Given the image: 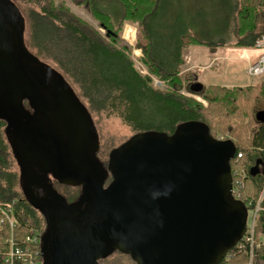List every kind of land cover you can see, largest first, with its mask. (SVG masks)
Masks as SVG:
<instances>
[{"label":"trees","instance_id":"16d2710c","mask_svg":"<svg viewBox=\"0 0 264 264\" xmlns=\"http://www.w3.org/2000/svg\"><path fill=\"white\" fill-rule=\"evenodd\" d=\"M146 1L148 0H129L132 5L127 6L134 10ZM164 1L151 0V10L141 16L139 25L140 19L126 14V6L121 0H89L96 19L106 29V36L114 37L117 45L125 22L132 20L134 25L136 23L133 21H138L149 40L148 45L141 46L146 64L152 74L168 81L173 91L154 88L152 80L139 73L126 46L119 49L115 44L108 43L94 27L67 7H53V0L48 1L49 6L41 8L43 12L30 11L28 18L31 39L39 50L47 51L51 48V51L58 54V57L54 54L50 56L61 64L57 63L95 111H109L137 132L173 135L186 122H200L213 137L217 138L221 133L225 139L232 140L236 146L235 157L231 161L234 183L243 180L245 185L242 199L248 197L253 200L252 205H247V208L256 209L260 201V209L254 229L253 250L251 251V243L242 239L240 243L244 241L243 244L230 250L228 257L220 264H237L239 259L241 264H264V242L260 240V235L264 234V173H253L255 167L264 169V121L256 116L259 102L264 103V82L259 87L252 84H202L199 92H193V86L199 82L196 77L189 89L192 94L205 97L209 103L207 110L195 98L179 93L180 88L182 89L180 68L185 62L184 48L203 45L215 51L233 41L236 46L256 47L258 39L264 35V0H218L220 7L227 9L232 17V39L209 40L201 38L196 32H185L174 43L170 54L157 51L150 27L151 19L162 8ZM115 25H118L117 32L110 34ZM62 39H65L64 45ZM226 103L229 106L225 107L232 109L231 112L220 109L219 105ZM236 108L240 113L247 110L249 116H246V120L244 114L236 112ZM251 120L253 123H250ZM243 128H248V138ZM11 160L9 141L0 124V206L14 207L17 215L16 234L19 239L26 230L37 227L29 215V209L25 210L16 203L17 179ZM9 236L7 227L0 230V245L3 237ZM115 253L125 256L120 252Z\"/></svg>","mask_w":264,"mask_h":264},{"label":"water","instance_id":"95a60500","mask_svg":"<svg viewBox=\"0 0 264 264\" xmlns=\"http://www.w3.org/2000/svg\"><path fill=\"white\" fill-rule=\"evenodd\" d=\"M23 29L16 6L4 7L0 0V40L18 37L27 55ZM56 85L62 93L69 92L97 133L70 85L62 77ZM192 89L199 92L202 83ZM256 116L264 121V110ZM180 129L173 135L150 131L132 137L114 182L98 192L108 214L109 240H79L67 252L54 242L51 264H100L113 252L130 256L136 264H220L226 258L248 228V208L233 195L236 146L232 140L213 137L203 124Z\"/></svg>","mask_w":264,"mask_h":264},{"label":"flooded vegetation","instance_id":"af4514ba","mask_svg":"<svg viewBox=\"0 0 264 264\" xmlns=\"http://www.w3.org/2000/svg\"><path fill=\"white\" fill-rule=\"evenodd\" d=\"M10 1L13 4L8 0L1 3L4 7L15 5L20 12L27 55L18 37L0 40V124L16 164V203L29 209L36 224L39 264H51L54 242H60L67 252L79 240H109L108 214L98 192L110 188L119 173L124 149L138 132L114 147L107 157L102 153L92 109L67 74L50 62L55 60L51 56L44 59L32 49L39 48L31 39L26 16L15 0ZM61 77L86 106L97 133L69 92L62 93L56 85ZM263 171L259 167L254 174Z\"/></svg>","mask_w":264,"mask_h":264},{"label":"rangeland","instance_id":"374dc122","mask_svg":"<svg viewBox=\"0 0 264 264\" xmlns=\"http://www.w3.org/2000/svg\"><path fill=\"white\" fill-rule=\"evenodd\" d=\"M15 1L26 16L28 31L30 34V23L28 18V16L30 15V11L36 10L40 12L43 6H49V0ZM121 1L126 6V14L130 16H136L140 19L139 25H141V16L151 10V0L146 1L145 4L134 10L132 9V7L129 8L127 6L132 5V2H129V0ZM53 2V7L57 8L62 5L67 7L76 16L94 27L108 43L115 44L114 37L106 36V29L102 25H100L99 21L96 19L89 0H53ZM217 2L218 0H165L162 8L151 19L150 24L153 39L157 44V51L163 54H170L172 52L174 43H177L179 40V36L185 32H196L198 36L204 39H227L230 41L232 39V17L229 15L228 10L222 9L220 7V3ZM41 12L43 11L41 10ZM129 21L130 22L126 21L125 26L123 27V29H121V40L118 42V45L115 44L116 47L119 49H123L125 46L127 47V53L134 62L135 67L141 75L149 77L150 80H152L154 88L166 92L173 91L174 89L168 81L161 80L155 74L151 73L150 68L146 64V58L143 49L141 48V46L148 45L149 40L146 34H144L143 27L138 25V21H133L134 23H136L134 25L132 23V20ZM127 25L133 26L135 30L134 37L131 40L122 38L124 29H126L125 27ZM115 26L116 27L110 30V34L111 32H117L118 25ZM62 44H65V39H62ZM197 47L199 48L192 47L191 49H184L183 51L186 54V58L184 59L185 62L180 68L182 89L180 88L179 93L186 97L195 98L196 100L204 104L205 109L209 106V103L207 100H205V97L192 94L191 90L189 89L190 84L196 81V77H198L199 81L203 83L208 84V82H210L226 86L252 84L259 87L263 84L264 76L250 77L247 74V67L249 65V62L247 60L252 59L255 61L257 57L262 53V50L260 48L236 46L234 41L231 44L218 47L216 51H218L219 49L222 51H218L217 56H227L228 58H219L217 60V65L214 66V68H211V70L208 69L206 73H204L205 71L203 72L205 74L204 78L203 73L202 77H200V75L197 73L198 68H196L195 65H198V63H200L199 65L210 64L217 56H212L206 46L202 45ZM32 49L44 59L49 57L51 54H54L56 57H58V54L55 51H51V48H49L47 51H41L34 47ZM190 52H195L196 57L192 56ZM205 52L207 53L206 57L204 59L197 60L201 57L203 58L205 56ZM50 62H55L61 65L58 61L50 60ZM61 68L64 69V67ZM68 79L77 90V93L81 97V99L88 106H90V103L86 98L82 96L79 88L73 83V80L69 77ZM225 106H229V104L226 103L225 105H219L221 110H224L226 112L232 111V109ZM212 108L213 103L211 105V110ZM91 109L95 123L100 132L102 153L106 157L114 147L122 144L124 141L128 140L131 136L137 133L136 130L130 127L119 116L111 114L109 111L97 112L93 108ZM260 109H264L263 101L259 102V108H257L256 111L258 112V110L260 111ZM236 112L239 114H244L245 120L246 116H249L247 110L243 113H240L236 108ZM250 123H253V121L251 120ZM180 127V131H186L199 129L201 127V124L199 122H186ZM243 129L246 130V138H248V128ZM217 137L224 138L221 133ZM11 164L12 170L15 172L16 164L13 156ZM252 217V211H250L249 223L252 222ZM260 240L264 242V234L260 235ZM259 245L261 244L259 243ZM114 262L116 264H135L130 257L128 258L126 255L124 256L118 253H114L109 258L102 260L101 264H111ZM237 264H241V259H239V262Z\"/></svg>","mask_w":264,"mask_h":264},{"label":"built area","instance_id":"2783aa9c","mask_svg":"<svg viewBox=\"0 0 264 264\" xmlns=\"http://www.w3.org/2000/svg\"><path fill=\"white\" fill-rule=\"evenodd\" d=\"M257 47L260 48L263 53L256 61L252 62L248 66L247 74L250 77L264 76V35L257 41ZM241 156L242 155L240 154L239 157ZM244 185L243 180H237L234 183L233 195L235 198L243 200L246 205L251 206L253 203L252 199L248 197H244V199H242V190ZM259 209L260 201L258 202L256 209H249V214L250 211H252V222L248 223L247 232L243 238L245 242L249 241L251 243V251L253 250L254 229ZM16 216L17 215L13 206H0V230H4V228L7 227L8 232H10L9 237H3L0 245V264H39L40 247L38 232L33 227L31 230H26L24 235L22 234V236L18 239V234H16ZM243 242L239 244H243Z\"/></svg>","mask_w":264,"mask_h":264},{"label":"crops","instance_id":"0c3cea01","mask_svg":"<svg viewBox=\"0 0 264 264\" xmlns=\"http://www.w3.org/2000/svg\"><path fill=\"white\" fill-rule=\"evenodd\" d=\"M192 47H195V48H199V47H197V46H190L189 48L191 49ZM189 48H184V49H189ZM209 49V48H208ZM216 51V50H215ZM212 51L211 49H209V52H210V54L212 55V56H217V52L218 51H222V50H218V51ZM183 54H184V57L186 58V54L183 52ZM190 54L192 55V56H194V57H196V55H195V52H190ZM206 55H207V53L205 52V56L202 58H200V59H197V60H201V59H204L205 57H206ZM260 56V55H259ZM258 56V57H259ZM257 57V58H258ZM219 58H222V59H226V58H228L227 56H217V57H215L214 58V60L210 63V64H207V65H203V64H201V65H199L200 63H198V65H195L196 66V68H198V71H197V73L200 75V77H202V73L204 72V73H206V71L208 70V69H210L211 70V68H214V66H216L217 65V60L219 59ZM257 60V59H256ZM255 60V61H256ZM248 62H249V65L252 63V62H254V60H252V59H248L247 60ZM215 62V63H214ZM248 65V66H249ZM220 68H221V66H220ZM248 68V67H247ZM203 73V74H204ZM204 78H205V74H204ZM203 79V78H202ZM257 80V79H256ZM255 80V81H256ZM203 85H205V86H208L209 84H212V83H210V82H208V84L207 83H203V82H201ZM240 85V84H239ZM232 86H235V85H232Z\"/></svg>","mask_w":264,"mask_h":264},{"label":"bare ground","instance_id":"6f19581e","mask_svg":"<svg viewBox=\"0 0 264 264\" xmlns=\"http://www.w3.org/2000/svg\"><path fill=\"white\" fill-rule=\"evenodd\" d=\"M128 32H129V35H128ZM134 32H135V30H134V27L133 26H129V25H127L126 26V29L124 30V38L126 39V40H131V39H133V37H134ZM78 129V128H77Z\"/></svg>","mask_w":264,"mask_h":264}]
</instances>
